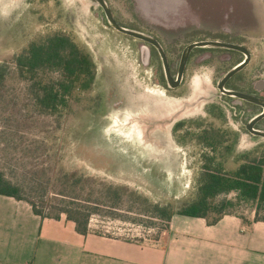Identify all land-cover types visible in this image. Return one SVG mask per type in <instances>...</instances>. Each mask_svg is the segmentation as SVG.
Masks as SVG:
<instances>
[{
  "label": "rangeland",
  "instance_id": "obj_1",
  "mask_svg": "<svg viewBox=\"0 0 264 264\" xmlns=\"http://www.w3.org/2000/svg\"><path fill=\"white\" fill-rule=\"evenodd\" d=\"M110 1L120 22L136 19L139 27L150 28L175 0H137L136 9ZM204 1L223 6L233 0ZM56 34L90 55L95 80L78 101L70 100L63 115L47 116L31 108L13 59ZM140 45L113 31L91 0H0V66L9 71L0 87V172L39 206L43 201L49 214L70 197L94 199L112 187L118 206L102 208L90 224L120 235L140 229L152 237L166 225L155 206L179 211L196 199L205 157L234 172L247 160L244 155L264 159V140L243 137L238 149H209L205 138L174 135L176 121L193 133L189 123L204 119L203 98L213 100L216 91L204 78L184 100L165 93L156 58L146 62ZM163 115L161 127L157 120ZM227 199H236V193ZM255 209L241 203L227 212L250 218Z\"/></svg>",
  "mask_w": 264,
  "mask_h": 264
},
{
  "label": "flooded vegetation",
  "instance_id": "obj_2",
  "mask_svg": "<svg viewBox=\"0 0 264 264\" xmlns=\"http://www.w3.org/2000/svg\"><path fill=\"white\" fill-rule=\"evenodd\" d=\"M91 1L113 31L141 43L146 62L156 58L158 83L165 93L184 100L193 86L209 78L216 95L203 98L204 119L189 123L193 133L176 121L174 135L205 138L209 149H238L243 137L264 140V0H233L223 6L175 0L172 9L162 8V17L150 28L139 27L136 19L123 24L112 2L103 0L119 27L148 40L117 31L99 2ZM122 1L136 9L137 0ZM160 118L163 127L166 120Z\"/></svg>",
  "mask_w": 264,
  "mask_h": 264
},
{
  "label": "crops",
  "instance_id": "obj_3",
  "mask_svg": "<svg viewBox=\"0 0 264 264\" xmlns=\"http://www.w3.org/2000/svg\"><path fill=\"white\" fill-rule=\"evenodd\" d=\"M225 215L214 225L175 215L167 230L128 239L65 215L42 219L24 201L0 196V264H264V221Z\"/></svg>",
  "mask_w": 264,
  "mask_h": 264
},
{
  "label": "trees",
  "instance_id": "obj_4",
  "mask_svg": "<svg viewBox=\"0 0 264 264\" xmlns=\"http://www.w3.org/2000/svg\"><path fill=\"white\" fill-rule=\"evenodd\" d=\"M13 63L18 77L27 84L26 94L31 108L42 115H63L70 107V100L78 101L81 94L92 88L95 80V65L90 55L64 34L32 43L13 59ZM8 75V67L1 65L0 87L7 81ZM244 156L247 160L234 172L225 171L222 162L216 163L215 157H205L197 197L192 203L179 211L155 206L156 216L166 224L162 231L168 229L175 215L205 219L208 224L214 225L225 215H237L227 211L241 203L254 204V221H264L260 218V209H264V159L250 160L247 155ZM104 191L100 197L85 201L70 197L55 214H49L43 201L39 206L26 196L23 186L12 183L0 172V196L28 203L34 214L42 219L59 220L65 215L81 235L88 234L92 216L99 215L102 208L112 210L118 206L119 197L112 198V187ZM232 193H236V199L228 200L227 196ZM221 196L225 198L218 201ZM240 218L248 222L247 218Z\"/></svg>",
  "mask_w": 264,
  "mask_h": 264
},
{
  "label": "water",
  "instance_id": "obj_5",
  "mask_svg": "<svg viewBox=\"0 0 264 264\" xmlns=\"http://www.w3.org/2000/svg\"><path fill=\"white\" fill-rule=\"evenodd\" d=\"M99 2V4L103 7V9L105 10L106 12V17H107V20H108V23L110 26H112L113 28H115L117 31L125 34V35H130L132 37H135L137 39H142V40H148V38H146L145 36L141 35V34H138V33H134V32H131L129 30H126L124 28H121L119 27L112 19L111 17V14H110V11L107 7V5L103 2V0H96Z\"/></svg>",
  "mask_w": 264,
  "mask_h": 264
},
{
  "label": "built area",
  "instance_id": "obj_6",
  "mask_svg": "<svg viewBox=\"0 0 264 264\" xmlns=\"http://www.w3.org/2000/svg\"><path fill=\"white\" fill-rule=\"evenodd\" d=\"M123 236H125L128 239H134V238H142L145 236V234L143 233V231L141 232L139 229L138 231L136 230V231H133V233L125 234Z\"/></svg>",
  "mask_w": 264,
  "mask_h": 264
},
{
  "label": "bare ground",
  "instance_id": "obj_7",
  "mask_svg": "<svg viewBox=\"0 0 264 264\" xmlns=\"http://www.w3.org/2000/svg\"><path fill=\"white\" fill-rule=\"evenodd\" d=\"M198 88H199V86H196L194 89L198 90ZM161 121H162L161 119L160 120H157V122H158L159 125L161 124Z\"/></svg>",
  "mask_w": 264,
  "mask_h": 264
}]
</instances>
